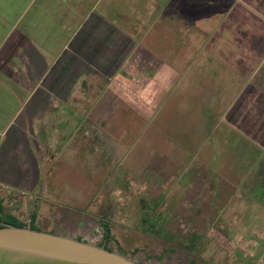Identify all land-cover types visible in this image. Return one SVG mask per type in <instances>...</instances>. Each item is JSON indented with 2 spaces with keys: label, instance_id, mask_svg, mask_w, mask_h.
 <instances>
[{
  "label": "crops",
  "instance_id": "obj_1",
  "mask_svg": "<svg viewBox=\"0 0 264 264\" xmlns=\"http://www.w3.org/2000/svg\"><path fill=\"white\" fill-rule=\"evenodd\" d=\"M263 65L264 0H0V186L104 225L257 229L264 262Z\"/></svg>",
  "mask_w": 264,
  "mask_h": 264
},
{
  "label": "rangeland",
  "instance_id": "obj_2",
  "mask_svg": "<svg viewBox=\"0 0 264 264\" xmlns=\"http://www.w3.org/2000/svg\"><path fill=\"white\" fill-rule=\"evenodd\" d=\"M258 71L259 72L257 73L256 79H260L259 77L262 76V74L264 73V65L261 66V69L259 68ZM58 160L60 161V163ZM10 162L9 161L7 162L9 163L8 171H10V173L13 174L14 176H18L19 173H17V168L15 164H12ZM63 165L65 164L62 162V159H57V164L55 166H52V173L49 174L50 177L59 178L61 176L60 179L57 180H60L61 184H63L65 180L63 185H66L68 182L74 184L78 183L79 178L76 176V174L71 175L72 178L67 179L70 172L66 173L65 171L64 173H62L64 171V169L62 168ZM263 165L264 163H261V168H259V170H263L264 168ZM40 169H41L40 170L41 173L39 174L43 181V178L47 179V177L45 175L46 174L45 171H43L44 168H40ZM49 175L47 176L49 177ZM42 185L43 183L41 184V187ZM18 190H22V189H18ZM77 190L80 191H75V190L74 191L76 193L81 192V189H77ZM39 192L40 194L34 195L33 192L21 193V191L16 192V191H12L9 188H5L4 186H0V198L2 199V203H3L4 215H8V214L14 215L16 218L25 222V224H29L31 222L32 213H35L36 214L35 223L40 229L51 232L68 234L71 236H75L77 238L89 240L97 244L105 240L104 234L106 233V227L103 224V222H99L98 220L95 219V218L101 219L102 216H97V215L92 216V214L84 210L83 207L66 206V205H57L55 207L47 206L43 202L44 190L40 188ZM248 194H252V193L249 192L245 195L248 196ZM255 197L257 199V202H259L258 205H260L261 207L260 209L262 210L263 207L264 210V193L261 192L259 194H256ZM55 202L58 201L56 200ZM78 208H81L84 211L82 212V210ZM259 216H262V214L260 213ZM83 217H86L89 220L91 219L93 221L89 222L90 225H86V223L82 220ZM262 219L264 220V218ZM231 222L232 223L220 221L211 224V226L215 225V228H218V226H222L226 228L227 226V228H230L231 226L233 225L235 226V224H238V223H234V221ZM104 223L109 224L110 226L112 225L114 227V228L112 227V231L109 230L108 238L116 237L118 240H120L121 244L119 245V247H122L125 251L129 250L134 245L135 243L134 240H136V243L141 246V242H142L141 237L136 233L128 232L126 228L131 229L132 226L130 227L126 222L119 220L117 221L112 220L109 222L106 221ZM131 224L134 226V224L136 225V222L133 221ZM203 224L205 223L195 222V221L178 222V226H177L178 231L182 230L185 233V235L184 233L179 235L186 236L194 233L193 236L195 237L194 240L195 242L190 244L193 246V249L195 250L196 253L195 254L196 258L190 257V259L192 260L194 259L193 260L194 264H262L264 263L261 260H259V254L257 253V251L251 248L252 239L250 237L251 235L254 234L251 232H254L257 229L254 228L255 230L252 231L253 228H251L249 229L248 232H243L247 230H243V231L242 229L239 230L237 232L239 236L247 235L244 238L241 237V238L229 239L226 237H222L218 234H216L215 236L211 235L200 238L199 236H202L204 233L203 229L205 227H203ZM259 224L264 226V221H261ZM187 232H189L190 234H188ZM225 234L228 235L230 234V232L225 231ZM260 243L263 244L264 247V240L263 241L260 240ZM118 244L113 240L110 241L109 243V245L115 250L118 249ZM144 246L147 251L151 252V254H148V257L150 255L154 257L157 256L156 254L158 252L154 253L156 249L155 246H153V249H151L152 247H149L147 245ZM174 251H177V253H172ZM172 252L169 251L165 254H162L160 256L161 258L158 257V259H160L158 261L159 264H183L181 263V260L182 259L185 260L183 258L185 256V253H183V251L178 250V247L176 245L174 246V250ZM262 253H264V248ZM173 257H176L177 259H174ZM134 258H136L137 260H143L141 255H135ZM188 258L189 255H186V259ZM184 264H188L187 261Z\"/></svg>",
  "mask_w": 264,
  "mask_h": 264
},
{
  "label": "water",
  "instance_id": "obj_3",
  "mask_svg": "<svg viewBox=\"0 0 264 264\" xmlns=\"http://www.w3.org/2000/svg\"><path fill=\"white\" fill-rule=\"evenodd\" d=\"M0 264H139L86 239L9 223L0 225Z\"/></svg>",
  "mask_w": 264,
  "mask_h": 264
},
{
  "label": "flooded vegetation",
  "instance_id": "obj_4",
  "mask_svg": "<svg viewBox=\"0 0 264 264\" xmlns=\"http://www.w3.org/2000/svg\"><path fill=\"white\" fill-rule=\"evenodd\" d=\"M133 221L134 219L124 222H126L130 227L132 226L131 228L132 230L130 229L131 232L136 233L141 237L142 240L141 246L136 243V240H134L135 242L134 245L129 250L125 251L122 247H119V245L121 244L120 240H118L116 237L108 238L109 230L104 234L105 240L99 244L100 245L103 244L106 248L115 250L109 245L110 241L113 240L117 244L119 243L118 249H116L115 251L126 254L127 256L131 257L136 262H138L139 264H159L158 261L160 259H158V257L161 258L160 256L162 254H165L169 251L172 252L174 250V246L176 245L178 247V250L183 251V253H185V256L183 257L185 260L182 259L183 261L181 260V263L184 264L187 261L188 264H194L193 263L194 259L193 260L190 259V257L196 258L195 250L193 249V246L190 245L195 242L194 241L195 237L193 236L194 233L190 234L189 232H187L190 235L184 236L185 233L182 230L181 231L177 230V226H178L177 221L164 219L159 215L138 219L137 221H134L136 222V225L134 224V226L131 224ZM105 226L109 227V224H106ZM183 233L184 235H179ZM204 234L205 232L203 233L202 236L199 237L200 238L205 237ZM144 245L152 247L151 249H153V246H155L156 249L154 253L158 252L156 254L157 256L154 257L150 255L148 257V254H151V252L147 251ZM172 253H177V251H174ZM135 255H141L143 260H137L136 258H134ZM186 255H189L188 259H186ZM173 258L177 259L176 257Z\"/></svg>",
  "mask_w": 264,
  "mask_h": 264
},
{
  "label": "trees",
  "instance_id": "obj_5",
  "mask_svg": "<svg viewBox=\"0 0 264 264\" xmlns=\"http://www.w3.org/2000/svg\"><path fill=\"white\" fill-rule=\"evenodd\" d=\"M35 215H36L35 213H32L31 222L29 224H25V222L16 218L14 215H11V214L4 215L3 203H2V199L0 198V225L3 223H9V224H13L16 226H29L31 228L40 229L35 223Z\"/></svg>",
  "mask_w": 264,
  "mask_h": 264
}]
</instances>
